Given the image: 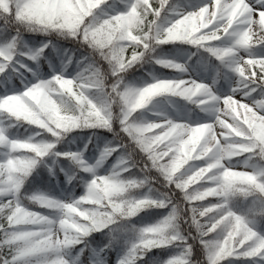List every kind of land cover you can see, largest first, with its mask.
<instances>
[{
    "label": "snow or ice",
    "instance_id": "obj_1",
    "mask_svg": "<svg viewBox=\"0 0 264 264\" xmlns=\"http://www.w3.org/2000/svg\"><path fill=\"white\" fill-rule=\"evenodd\" d=\"M170 44L196 49L212 82L127 81L146 60L186 72L154 55ZM254 48L264 0H0V264H264ZM222 71L236 79L221 95ZM159 97L212 118L138 115ZM84 130L83 148H58Z\"/></svg>",
    "mask_w": 264,
    "mask_h": 264
},
{
    "label": "rangeland",
    "instance_id": "obj_2",
    "mask_svg": "<svg viewBox=\"0 0 264 264\" xmlns=\"http://www.w3.org/2000/svg\"><path fill=\"white\" fill-rule=\"evenodd\" d=\"M183 2V0H182ZM193 4L199 2V0H191ZM251 51L255 55H264V48H254ZM165 58L167 59H175L178 62L185 63L187 71L184 73H174L170 76H165L159 73H156L154 70L147 71L143 76H140L138 79L131 81L129 83L135 86H142L145 83L152 82L154 78H184V79H196L202 80L205 83H211L212 77L214 75V71L209 69L206 71V65L201 61L200 63H190L189 54H181V53H174L167 55ZM222 80L220 83L219 80L218 85L216 86V91L218 94H224L226 91L230 90L232 86H234V81L236 77L231 73H226L222 71ZM193 105L188 104L187 102L181 100L177 97H159L153 101L152 105L149 106L148 109L144 110L143 113H139L138 115H142L148 120H157L160 119L162 116H168L173 119L178 120H188L194 121L196 119L200 120H210L211 114H204L205 116H200L196 112H194ZM198 110V109H197ZM199 111V110H198ZM153 113H160L161 116L153 115ZM179 113V114H178ZM90 158L94 159L95 154L90 156ZM235 264H242V262L237 261Z\"/></svg>",
    "mask_w": 264,
    "mask_h": 264
},
{
    "label": "trees",
    "instance_id": "obj_3",
    "mask_svg": "<svg viewBox=\"0 0 264 264\" xmlns=\"http://www.w3.org/2000/svg\"><path fill=\"white\" fill-rule=\"evenodd\" d=\"M37 39H40V37H37ZM64 46L70 47V45H68L66 42L64 43ZM193 52H196V49L191 48L188 45H184V44L171 45L170 44V45L161 46L160 48L156 49L154 52V55L161 57V58H165L167 55L174 54V53L190 54ZM204 55L206 56V54H204ZM197 60H198L197 56H192L190 59V63H196ZM217 63L218 62H216L214 59L212 60V64L215 65ZM151 69L154 70L156 73H159V74H162L165 76H170V75L176 73V72L171 71L169 69L162 68V67L152 63L149 60H146L142 65L137 64L132 69H130L128 71V73L126 74V79L128 82L134 81V80L138 79L140 76H143L147 71H149ZM221 76H222V74L219 76L220 77L219 78L220 83L222 80ZM191 107L193 108L194 112H196L200 116H203V117L205 116L200 111L195 109L194 106H191ZM25 128H27V125H25L23 127H19L18 130H17V128H13V129H11V131L17 135H20L21 137H27L28 135L31 134L32 129L25 131ZM89 135H90V132H88V130H84L81 132L69 133L67 138H66V141L62 144H59L58 148H63L65 150H68V149L79 150V149L83 148L84 143L87 141V138L89 137ZM88 148L90 151L84 153V155L86 157H90V156L95 154V149H94L92 144H89ZM55 170L57 171V173H59V168H56ZM44 174L47 175V172L45 171ZM59 178L62 180L63 174H60ZM54 183L55 182L53 181V184ZM36 187L43 189V188H46L47 186L46 185H37ZM77 191H79V190H77ZM154 213H155V210H153L152 214L141 213V215L146 216L148 219H155Z\"/></svg>",
    "mask_w": 264,
    "mask_h": 264
}]
</instances>
